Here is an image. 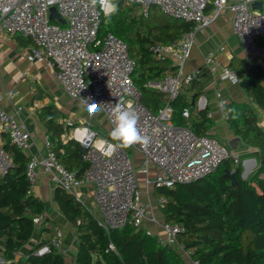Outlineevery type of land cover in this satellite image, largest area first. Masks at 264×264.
<instances>
[{
    "label": "built area",
    "instance_id": "2783aa9c",
    "mask_svg": "<svg viewBox=\"0 0 264 264\" xmlns=\"http://www.w3.org/2000/svg\"><path fill=\"white\" fill-rule=\"evenodd\" d=\"M127 1L140 6L144 17L149 15L152 6H156L169 17L195 23L177 41L150 46V51L156 57L169 59L177 68L175 76L148 83L149 87L167 93L169 101L176 97L181 83L199 80V69L185 71L195 35L210 26L224 10L231 13L233 31L242 43L264 57V0ZM254 2H261V7H252ZM208 4L212 5L209 12L206 11ZM53 6L64 23L50 19L49 12ZM104 18V13L98 7H93L90 0H54L51 4L48 0H0V33L20 34L29 38L32 46L26 53V59L30 63L53 67L59 87L87 112L92 103L97 104L109 133L114 127L111 116L114 104L117 100H122L125 106L131 103L139 117L141 133L151 140L146 150L134 145L109 152L108 144L113 143L109 133L107 135L94 127L79 124L71 130L70 137L87 150L84 158L89 162V168L86 173L77 177L74 171L61 164L49 136L45 135L43 152L29 156L27 178L33 188L37 171L42 170L56 187L79 201L80 188L90 186L100 212L97 222L107 232L126 225L142 229L146 234L156 236L159 244L176 247L190 264H197L176 241L181 227L156 218L155 211H161L166 198L155 196L154 190L201 179L213 173L228 158L237 162L239 155L210 134L198 136L188 126L174 124L169 103L157 113H152L141 104L131 78L134 62L129 56L127 44L111 32L99 35ZM257 38L260 43L256 42ZM221 51L223 47L220 46L209 52L204 59L205 64L222 81L236 84L239 78L219 58ZM215 93L220 98V89L217 88ZM218 108L223 113V101L218 102ZM207 115L209 117L211 113L207 112ZM183 116H188L187 110L183 111ZM2 135H6L10 143L24 153L31 147V133L18 119L16 111L3 108L0 90V175L13 166V160L3 147ZM136 152L141 155L139 162L135 160ZM146 224L155 227L156 234ZM62 242V230L55 229L50 242L41 245L34 254L41 256L51 247L61 250ZM109 248L114 250L112 244H109Z\"/></svg>",
    "mask_w": 264,
    "mask_h": 264
},
{
    "label": "trees",
    "instance_id": "16d2710c",
    "mask_svg": "<svg viewBox=\"0 0 264 264\" xmlns=\"http://www.w3.org/2000/svg\"><path fill=\"white\" fill-rule=\"evenodd\" d=\"M114 2L118 11L104 18L99 35L111 32L127 44L134 62L131 78L141 104L157 113L169 103L174 124L188 126L198 136L208 134L214 123L207 117V107L198 109L196 106L202 94L198 80L181 83L176 97L170 101L167 93L148 86L150 82L177 73L172 62L156 57L150 46L177 41L195 23L165 14L152 15L151 10L156 6L144 17L140 6L127 0ZM211 6L207 5V12ZM235 71L240 87L257 108L264 110V71L258 65L246 71L241 66ZM184 110L188 111L187 117L183 116ZM37 112L60 163L82 177L89 168L84 158L87 150L69 137V132L79 124L61 119L64 114L54 103L42 106ZM224 117L233 133L256 150L243 153L237 162L233 158L224 160L213 173L201 179L171 188H157L154 194L166 198L160 216L167 223L181 227L176 241L192 261L197 264H264V129L259 125L256 110L248 103L225 104ZM2 143L13 166L0 175V256L13 264L15 254L31 239L35 220L43 216L46 205L31 193L32 185L26 175L29 157L11 144L7 136H3ZM250 155L256 157L257 164L243 179L241 161ZM227 169L234 170L235 186L224 175ZM53 200L75 229V264H190L176 247L159 244L156 236L142 229L126 225L107 232L82 202L60 187H55ZM39 234L40 239L29 251L24 264H65L63 255L53 247L41 256L34 254L41 245L50 242L52 233L47 223L41 224Z\"/></svg>",
    "mask_w": 264,
    "mask_h": 264
},
{
    "label": "crops",
    "instance_id": "0c3cea01",
    "mask_svg": "<svg viewBox=\"0 0 264 264\" xmlns=\"http://www.w3.org/2000/svg\"><path fill=\"white\" fill-rule=\"evenodd\" d=\"M153 8L159 9L158 7ZM28 39L18 37L16 34L0 33V90L2 106L7 111H16L18 119L31 133V147L25 154L29 157L32 154H41L44 150L43 138L48 134L43 124L39 121L37 111L49 103H54L62 111L64 116L61 119H64V121L71 120L72 118L73 122L87 126L91 125L102 131V124L100 123L106 121L101 111L97 110L85 118L83 115L85 109L82 105L78 101L68 97L57 84L55 69L41 63H30L26 59V53H28L32 46V41ZM256 42L260 43V39L257 38ZM220 46L223 47V51L219 52V58L234 71L237 68H241V66H244L246 71V68L248 69L252 65H258L264 71V57L258 51L248 49L242 43L233 31L231 13L224 10L210 26L196 33L190 58L185 65L186 72L194 69L200 70L198 81L202 86V94L197 98L196 106L198 109L207 107L208 112L211 113V116L208 117L207 115V117L212 119L214 124L208 134L220 137L222 141L227 143L225 144L229 148H231L229 141L235 139L233 152L237 153L240 158L243 153H251L256 148L245 144L240 137L233 133L230 125L225 120L224 111L222 113L218 108V102L220 100L223 101L224 106L230 102L248 103L256 110L258 119L261 114L264 115V110L256 107L252 99L240 87V81L236 84L222 81L217 74L209 70L204 59L209 52L214 51ZM23 72H25V75H23ZM262 83L264 85V80ZM217 88L221 92L220 98H217L215 93ZM17 107H20V109L17 110ZM88 113L90 114V112ZM94 117L101 122L94 124L92 122ZM259 125L264 129L263 124L260 123V119ZM107 128L108 125L106 124ZM3 136L6 135H2L1 140H3ZM134 155L135 160L139 162L141 155L137 152ZM256 164L257 160L254 155L242 159V172L246 173V177H242L243 179H246L254 171ZM140 179L142 180V177ZM55 187L54 183L50 181L42 170L37 171L36 181L31 193L43 200L46 210L43 216L38 221H35L36 227L31 239L15 254L11 261L13 264L16 262L24 263L29 251L40 239L39 229L43 222L47 223L52 235L55 229L62 230L63 244L59 252L63 255L65 264H75L77 248L75 229L60 213L53 200ZM79 192L80 202L96 218H98L97 216L100 217L98 206L92 194V188L84 186L80 188ZM154 229L155 232L152 233L156 234L157 230L155 227ZM8 263L9 261L0 256V264Z\"/></svg>",
    "mask_w": 264,
    "mask_h": 264
},
{
    "label": "clouds",
    "instance_id": "9594fccd",
    "mask_svg": "<svg viewBox=\"0 0 264 264\" xmlns=\"http://www.w3.org/2000/svg\"><path fill=\"white\" fill-rule=\"evenodd\" d=\"M51 4L54 0H48ZM93 7H98L105 17L111 16L118 11V5L114 0H90ZM90 114L97 110V104L92 103L89 109ZM111 116L113 117L112 127L109 136L113 143L108 144L109 152L128 149L134 145H139L142 149H147L151 140L146 134H142L138 127L139 117L133 109L131 103L125 106L122 100H117L114 104Z\"/></svg>",
    "mask_w": 264,
    "mask_h": 264
},
{
    "label": "rangeland",
    "instance_id": "374dc122",
    "mask_svg": "<svg viewBox=\"0 0 264 264\" xmlns=\"http://www.w3.org/2000/svg\"><path fill=\"white\" fill-rule=\"evenodd\" d=\"M151 12H152V15H156V16H160V15H162L163 13L159 10V9H157V8H153L152 10H151ZM85 112L83 113V115H84V117L85 118H87V117H89V115H91V114H89L86 110H84ZM67 119H70V118H67ZM259 119H260V123L261 124H263V126H264V115L263 114H261L260 116H259ZM71 120H72V118H71ZM92 122L94 123V124H97V123H100L101 121L99 120V119H97L96 117H94V119L92 120ZM100 124H102V126H101V129H102V132H104V133H106L107 135H108V133H109V130H108V128L106 129V122H101ZM106 130H105V129ZM71 134V131L69 132V135ZM214 137L219 141V142H221V143H223V144H225L226 142H224V141H222L221 140V138L220 137H218V136H215L214 135ZM227 144V143H226ZM225 144V145H226ZM227 146V145H226ZM228 147V146H227ZM229 148V147H228ZM229 150H231V151H234L233 149H231V148H229ZM152 201H155V198H152L151 199ZM92 204H93V202H92ZM93 206H94V204H93ZM95 208V207H94ZM155 215H156V218L158 219V220H162V218H161V216H160V212H158V211H155ZM98 218H99V216H97ZM146 227L151 231V232H155V229H154V227L152 226V225H150V224H146ZM153 227V228H152Z\"/></svg>",
    "mask_w": 264,
    "mask_h": 264
},
{
    "label": "water",
    "instance_id": "95a60500",
    "mask_svg": "<svg viewBox=\"0 0 264 264\" xmlns=\"http://www.w3.org/2000/svg\"><path fill=\"white\" fill-rule=\"evenodd\" d=\"M252 7L254 8H260L261 7V2H254L252 3ZM49 17L51 20L57 19L60 23H64V19L58 14L56 8L53 6L50 8V12H49ZM193 103V101H192ZM235 139L229 141V146L231 147V149L234 148V141ZM224 175L226 177H228L231 180V184L232 186L236 185V179L234 176V170L233 169H227L224 172ZM242 177L245 178L246 177V173L242 172Z\"/></svg>",
    "mask_w": 264,
    "mask_h": 264
},
{
    "label": "bare ground",
    "instance_id": "6f19581e",
    "mask_svg": "<svg viewBox=\"0 0 264 264\" xmlns=\"http://www.w3.org/2000/svg\"><path fill=\"white\" fill-rule=\"evenodd\" d=\"M79 137H81V134L79 135ZM62 244H63V242H62ZM61 249H62V247H61ZM60 251V250H59ZM24 264V263H23Z\"/></svg>",
    "mask_w": 264,
    "mask_h": 264
}]
</instances>
